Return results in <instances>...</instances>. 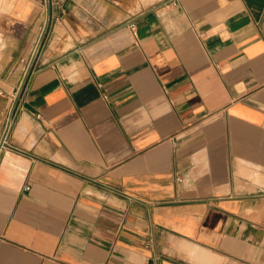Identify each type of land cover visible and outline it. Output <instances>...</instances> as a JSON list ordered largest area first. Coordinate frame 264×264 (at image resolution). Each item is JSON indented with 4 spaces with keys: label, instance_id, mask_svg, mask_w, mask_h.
<instances>
[{
    "label": "crops",
    "instance_id": "0c3cea01",
    "mask_svg": "<svg viewBox=\"0 0 264 264\" xmlns=\"http://www.w3.org/2000/svg\"><path fill=\"white\" fill-rule=\"evenodd\" d=\"M144 1L49 0L13 98L0 0V264H264V0Z\"/></svg>",
    "mask_w": 264,
    "mask_h": 264
},
{
    "label": "rangeland",
    "instance_id": "374dc122",
    "mask_svg": "<svg viewBox=\"0 0 264 264\" xmlns=\"http://www.w3.org/2000/svg\"><path fill=\"white\" fill-rule=\"evenodd\" d=\"M138 1H140V2L142 1L141 3L142 4H145V1L144 0H138ZM46 2H47V0H41V7H42V9H45V7L47 5ZM38 40L35 41L34 44L37 43ZM48 46H49V31L46 29V31H45V33H44V35L42 37V40L40 42L39 48H38V50H37V52L35 54V58L33 60V66L34 67L37 66V63H39V59H42V57L44 56V53L45 52L46 53H49L50 52L49 50H47L48 49ZM31 48H33V47H31ZM31 54H32V50L29 52V55L27 56V58L25 60V66H26V64H29L31 62V60L33 58V55H31ZM11 92H12V89H11Z\"/></svg>",
    "mask_w": 264,
    "mask_h": 264
},
{
    "label": "built area",
    "instance_id": "2783aa9c",
    "mask_svg": "<svg viewBox=\"0 0 264 264\" xmlns=\"http://www.w3.org/2000/svg\"><path fill=\"white\" fill-rule=\"evenodd\" d=\"M131 27H132V29H135L134 23L131 24ZM33 60L26 66V68L24 70V73H23V76H22V78L20 80L19 87L12 93L13 98H16L18 96L19 92L21 91L23 85L26 82V79H27L28 75L34 69ZM0 94H3V90L2 89H0ZM13 109H14V103H13L12 107L10 108V113H9V116H8V122H10V124H11V120H12ZM8 122H7V124H8ZM7 124H6V126H7ZM5 129H6V127H5ZM4 132H5V130H4ZM3 145H4V142H3Z\"/></svg>",
    "mask_w": 264,
    "mask_h": 264
},
{
    "label": "water",
    "instance_id": "95a60500",
    "mask_svg": "<svg viewBox=\"0 0 264 264\" xmlns=\"http://www.w3.org/2000/svg\"><path fill=\"white\" fill-rule=\"evenodd\" d=\"M47 6H48L47 19H46V22H45L44 28H43V30H42V33H41V35H40V38H39V40H38L37 48H36V51H35L34 54H33V58H32V60H33L34 57H35V54H36V52H37V50H38V48H39L40 42H41V40H42V37H43V35H44L45 31H46L47 25H48L49 15H50V12H49V0H47ZM32 60H31V61H32ZM9 127H10V122H8V124H7V126H6V129H5V132H4V134H3L2 138H1V141H0V148L3 146V142H4V140H5L6 133H7L8 129H9Z\"/></svg>",
    "mask_w": 264,
    "mask_h": 264
},
{
    "label": "bare ground",
    "instance_id": "6f19581e",
    "mask_svg": "<svg viewBox=\"0 0 264 264\" xmlns=\"http://www.w3.org/2000/svg\"><path fill=\"white\" fill-rule=\"evenodd\" d=\"M37 40H38V39H37ZM37 43H38V42H37ZM37 43L34 44V47H33V49H32V54H31V55L34 54V52H35V50H36V48H37Z\"/></svg>",
    "mask_w": 264,
    "mask_h": 264
}]
</instances>
